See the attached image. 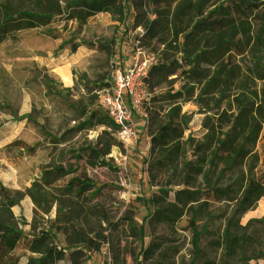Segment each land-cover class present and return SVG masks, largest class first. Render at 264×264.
<instances>
[{"label":"trees","instance_id":"trees-1","mask_svg":"<svg viewBox=\"0 0 264 264\" xmlns=\"http://www.w3.org/2000/svg\"><path fill=\"white\" fill-rule=\"evenodd\" d=\"M26 4V10H0V33L17 39L21 32L38 31L71 54L91 51L79 38L80 28L91 22L120 27L127 13L148 10L142 35L134 38L154 59L141 106L149 140L144 173L152 188L143 221L151 241L144 245L130 204L119 211L115 187L99 185L89 174L101 168L117 172L111 152H124L117 137L122 128L98 103L112 79L100 78L83 86V100L67 103L75 125L49 136L50 159L40 176L23 190L0 188V264H90L102 250L110 264H126L127 258L132 264L264 261V219L241 223L264 196V0ZM115 42L96 46L111 59V74L119 66L113 61L119 60ZM187 103L201 116L194 129L182 122ZM92 131L97 134L89 139ZM13 149L33 156L37 146L14 139L6 151ZM23 198L32 205L30 220L12 212ZM183 220L192 245L186 262L175 243Z\"/></svg>","mask_w":264,"mask_h":264},{"label":"rangeland","instance_id":"rangeland-1","mask_svg":"<svg viewBox=\"0 0 264 264\" xmlns=\"http://www.w3.org/2000/svg\"><path fill=\"white\" fill-rule=\"evenodd\" d=\"M5 7L16 12L26 10L27 4L26 0H0V10L4 11ZM148 17V10L129 12L123 26L104 30L91 22L79 32V38L90 44L88 48L91 51L81 49L71 54L65 48L63 61H60L62 55L57 51L58 45L41 32L24 31L17 35V39L0 33V188L23 190L40 176L50 159V147L46 145L49 136H58L64 129L75 125L70 121L71 110L67 103L74 104L85 98L84 85H94L100 78H105L104 82L112 79L111 59H106L104 53L96 50L97 44L116 40L114 50L119 51L120 61L118 56L113 61L127 67L126 47ZM212 23L215 26V21ZM67 39L65 37V41ZM52 65L59 68L52 70ZM197 110L191 103L182 106V122L190 129L200 122ZM127 128L130 133L124 134L121 140L124 152L113 150L110 155L112 167L117 172L101 168L90 170L89 174L97 184L115 187L112 197L120 212L128 204L134 208L135 218L144 230V245H148L151 236L143 220L151 211L145 199L151 195L152 188L147 184L144 173L148 139L143 114L133 113ZM96 134L97 131H92L87 135L89 139H94ZM14 139H20L31 147L37 146L34 155H19L16 149L7 152L6 146ZM31 210L32 205L27 198L12 208L16 216L20 214L27 220H30ZM259 219H264V196L253 210L242 216L241 223ZM186 225V220H183L175 242L182 247L180 256L183 262L188 260L192 250L191 235L183 231ZM201 244L205 246V242ZM178 260L174 259L175 264ZM90 264H110V258L102 250L91 257ZM126 264H132L129 258ZM250 264H264V261H251Z\"/></svg>","mask_w":264,"mask_h":264},{"label":"built area","instance_id":"built-area-1","mask_svg":"<svg viewBox=\"0 0 264 264\" xmlns=\"http://www.w3.org/2000/svg\"><path fill=\"white\" fill-rule=\"evenodd\" d=\"M137 35H142V28L135 36ZM134 37L126 47L125 58L129 65L115 68L111 85L98 93L100 107L116 126L122 128L117 134L120 141L124 134L130 133V129L126 127L131 121L132 114H143L141 106L147 97L144 78L154 61L153 56L146 54ZM128 51L130 54H127Z\"/></svg>","mask_w":264,"mask_h":264},{"label":"crops","instance_id":"crops-1","mask_svg":"<svg viewBox=\"0 0 264 264\" xmlns=\"http://www.w3.org/2000/svg\"><path fill=\"white\" fill-rule=\"evenodd\" d=\"M114 26V24H110V25H107V26H103L102 27V29L104 30V29H110L111 27H113ZM43 35V34H42ZM44 37H46V38H48L51 42H53V43H55V44H57L58 46H59V42L58 41H53V40H51L49 37H47V36H45V35H43ZM62 56H60V58H61V60L60 61H63V56H65V50H61V51H59V50H57ZM59 54V55H60ZM65 62V61H64ZM47 65V64H46ZM52 70H56V69H58L59 67H58V65L57 66H51L50 67ZM145 123H146V119H145V116L143 115V125H144V127H145ZM147 139H148V137H147ZM147 148H149V140H148V146H147ZM246 214V213H245Z\"/></svg>","mask_w":264,"mask_h":264}]
</instances>
